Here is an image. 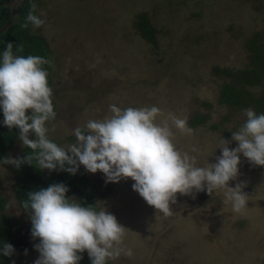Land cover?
<instances>
[{
	"label": "rangeland",
	"instance_id": "374dc122",
	"mask_svg": "<svg viewBox=\"0 0 264 264\" xmlns=\"http://www.w3.org/2000/svg\"><path fill=\"white\" fill-rule=\"evenodd\" d=\"M25 1H13L15 15ZM29 1L45 21L31 33L43 36L49 48L55 116L46 122L48 139L67 148L76 142L72 130L110 116L109 105H155L162 110L158 123L168 113L186 120L192 132L172 128L173 142L195 155L198 166L216 162L223 140L230 149L237 147L232 132L244 123V109L218 104L226 77L216 69L233 72L250 64L246 45L264 30V0ZM140 13L156 28L157 46L136 33L133 23ZM251 90L259 94L261 88ZM198 117L205 122L192 128L190 120ZM29 139H35L31 132ZM24 149L18 129L5 159H18ZM13 166L0 164V198H6L7 212L28 225L31 212L23 211L14 195ZM86 172L103 194L96 210L104 207L126 228L123 246L131 255L121 253L108 260L111 264H264V166L242 154L238 175L228 182L242 184L248 196L240 212L216 189L177 193L172 214L164 215L133 190L131 178L112 183L100 171ZM38 257L39 252L21 253L20 264H34Z\"/></svg>",
	"mask_w": 264,
	"mask_h": 264
},
{
	"label": "clouds",
	"instance_id": "9594fccd",
	"mask_svg": "<svg viewBox=\"0 0 264 264\" xmlns=\"http://www.w3.org/2000/svg\"><path fill=\"white\" fill-rule=\"evenodd\" d=\"M26 21L37 28L45 23L32 12ZM12 47L8 43L0 52V123L18 128L23 145L39 149L35 157L41 169L59 168L74 175L83 165L91 173L102 172L106 182L131 178L133 190L164 215L172 214L170 203L176 202L177 193L189 195L193 190L213 193L223 189L234 212L247 208L248 196L242 184L230 187L228 182L238 175L240 154L264 166V113L244 109V123L232 132L237 147L230 149L223 140L216 162L206 160L204 166H198L195 155L181 152L173 142L172 128L192 132L186 120L168 113L158 123L162 110L155 105L123 109L109 105L110 116L88 120L84 130L74 128L76 142L65 148L47 137L46 122L55 116L48 73L42 67L47 61L36 55H13ZM27 110L31 113L26 114ZM30 132L35 139H29ZM31 159L7 158L0 164L20 167L25 162L30 164ZM67 192L66 185L57 183L27 194L25 209H31V236L39 239L34 246L39 252L34 264H79L78 253L85 250L91 264H107L121 253L131 255V249L123 246L126 228L113 214L104 207L97 211L94 206H83L67 198ZM13 251L11 244L4 243L0 256Z\"/></svg>",
	"mask_w": 264,
	"mask_h": 264
},
{
	"label": "trees",
	"instance_id": "16d2710c",
	"mask_svg": "<svg viewBox=\"0 0 264 264\" xmlns=\"http://www.w3.org/2000/svg\"><path fill=\"white\" fill-rule=\"evenodd\" d=\"M13 1L0 0V52L8 43H11L13 55L43 57L47 63L42 67L48 73L47 79L50 86L51 63L48 58L49 48L46 39L43 36L32 34V25L26 21L29 12L39 15L29 0L22 3L15 15L12 10ZM133 24L136 33L144 42L157 46V30L147 14H138ZM246 47L250 57L249 65L233 72L228 69H216L226 77L220 86L218 104L240 110L253 107L256 113H264V30L256 32L247 42ZM253 88H261L260 93L255 94L251 90ZM0 116H3L2 112H0ZM205 119L203 117L191 119L190 126L195 128L198 124L204 123ZM17 136L18 129L16 127L9 128L6 125H0V160L5 159L12 151ZM37 151L39 149L33 150L25 146L18 159L23 160L26 156H31L30 164L25 162L20 167L14 165L12 168L14 195L23 211L31 212V209H25L29 192L57 183L67 186V198L72 199L75 196L77 202L83 206L95 207L97 196H103V194L92 183L83 165L78 166L74 175L59 168L52 171L41 169L35 157ZM65 167L69 166L65 165ZM7 207L6 198L1 197L0 248L4 243H8L13 246L14 251L9 256H0V264H20L21 253L34 254L38 252L34 246L39 243V239L31 236V223L25 225L16 215L7 212ZM78 255L81 256L79 264H91L87 251L78 253ZM107 264L111 263L107 261Z\"/></svg>",
	"mask_w": 264,
	"mask_h": 264
}]
</instances>
